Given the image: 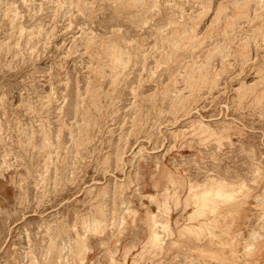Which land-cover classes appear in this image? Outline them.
<instances>
[{
    "label": "rangeland",
    "instance_id": "374dc122",
    "mask_svg": "<svg viewBox=\"0 0 264 264\" xmlns=\"http://www.w3.org/2000/svg\"><path fill=\"white\" fill-rule=\"evenodd\" d=\"M243 3L0 0V264H264V6Z\"/></svg>",
    "mask_w": 264,
    "mask_h": 264
},
{
    "label": "bare ground",
    "instance_id": "6f19581e",
    "mask_svg": "<svg viewBox=\"0 0 264 264\" xmlns=\"http://www.w3.org/2000/svg\"><path fill=\"white\" fill-rule=\"evenodd\" d=\"M250 0H244V6L242 7H240V9L242 10L243 8H245V7H247V5H248V2H249ZM253 1V0H252ZM254 1H256V0H254ZM259 2H260V6H259V8H261L262 6H264V0H258ZM235 5H237V6H239V3L236 1L235 2ZM236 7V6H235ZM239 8V7H238ZM237 9V8H236ZM262 9V8H261ZM209 10V9H208ZM241 10H239V11H241ZM257 10H260V9H257ZM243 11V10H242ZM207 13V8H205L204 6H202V13L199 15V19H201L205 14ZM242 14V13H241ZM244 15V14H243ZM198 19V20H199ZM253 20V19H252ZM200 21V20H199ZM200 23V22H199ZM197 27H198V21H197V23H196V25L195 26H192L189 30H184L183 29V31H181L182 29L181 28H179L178 27V29H174L175 31H174V34L176 33H179V32H181V33H179L180 34V36L183 38V41H184V39L185 38H188V39H191V40H194L195 41V39H196V29H197ZM259 27V26H258ZM263 28V27H262ZM257 29V28H256ZM262 30H264V29H262ZM261 31V30H260ZM179 34H178V37H179ZM191 35H194V36H191ZM192 37V38H191ZM197 37H199L198 35H197ZM187 39V40H188ZM181 41H182V39H180ZM189 42V41H188ZM201 44H202V42H201ZM186 45H187V43H186ZM179 46V45H178ZM191 48H192V46H191ZM216 48V47H215ZM167 49V48H166ZM117 51H118V49H117ZM121 54V53H120ZM212 54H213V52H212ZM210 56V55H209ZM208 56V57H209ZM212 56V55H211ZM114 57H115V62L116 63H118V64H121V62H122V58L120 57V55H119V51L118 52H116V50H115V54H114ZM209 59V58H208ZM113 61H114V59H113ZM196 61V60H195ZM194 61V63H193V66L195 65L196 66V64H198L197 62H195ZM124 62V61H123ZM193 62V61H192ZM125 63V62H124ZM128 64V63H127ZM192 64V63H191ZM191 64H189L188 66H190ZM125 65V64H124ZM201 65V64H200ZM200 65H197V68H202V66L200 67ZM123 66V64L121 65V67ZM187 66V67H188ZM193 66H191L192 68H190V67H188V68H190V70L191 69H193ZM190 70H188L189 71V73H190ZM194 70V69H193ZM123 71V70H122ZM192 71V70H191ZM199 71V70H198ZM187 73V72H186ZM194 73V72H193ZM263 74V73H262ZM187 75V74H186ZM194 76V75H193ZM204 76V75H203ZM187 77V76H186ZM186 77H184L183 76V79L184 78H186ZM190 78H192V74H190V76H189ZM201 78V77H200ZM204 78V77H203ZM261 80H260V82L258 83L257 82V84L256 85H252V88L250 87V86H248L249 88H247V84H243V85H241L242 87L240 88L241 89V91L244 89V88H247L246 90H254L255 88H257V86L260 84V83H264V75H261ZM193 79V78H192ZM196 79V78H195ZM199 80V79H198ZM186 81V80H185ZM188 81V80H187ZM186 81V82H187ZM193 81V80H192ZM190 83H191V81H189ZM195 82H196V80H195ZM203 82V81H202ZM189 83V84H190ZM197 83V82H196ZM188 84V83H187ZM192 84V83H191ZM194 84V83H193ZM199 84H201L200 82H199ZM203 85V84H202ZM213 85V84H212ZM188 86V85H187ZM191 87H193V85L191 86ZM238 91H240L239 89H237ZM244 91V90H243ZM247 93V92H246ZM260 94V95H259ZM257 93V95H259V96H257V97H259L261 100L262 99H264V91L262 92L261 91V93ZM242 95H244V94H242ZM241 95V96H242ZM243 97V96H242ZM258 100V99H257ZM260 100V101H261ZM176 105H177V102H176ZM192 113V112H191ZM143 148L139 151V153L138 154H140V153H142L143 152ZM137 154V155H138ZM123 162V161H122ZM213 180V179H212ZM212 183V184H211ZM210 184V186H212V188L211 189H213V190H218V192H220V191H228L229 190V188L231 187L228 183H226V182H224V181H218V180H216V181H212V182H210V183H205V184H202V185H197V186H191V188L192 189H195V190H199V189H205V188H207L208 187V185ZM214 184V185H213ZM216 184V185H215ZM124 186H125V183H124ZM123 186V187H124ZM207 186V187H206ZM234 186V185H233ZM120 187V186H119ZM236 187H238V186H236ZM116 191V190H115ZM244 191H246V190H244ZM201 193V192H200ZM106 195V194H105ZM205 195V194H204ZM244 195H247L246 193L244 194ZM208 196H210V194H208ZM212 196V195H211ZM215 196H217V197H220V194H216ZM218 206V205H217ZM206 209L209 207L210 208V206H204ZM213 207V206H212ZM199 210V209H198ZM209 210V209H208ZM211 211H210V213L212 212V213H215L216 212V210H217V208H211L210 209ZM205 211V210H204ZM193 213V212H192ZM163 213L161 212V211H158L157 213H154V214H152V216H151V222H152V236L150 237V239L151 240H157V241H161L162 240V236L161 235H163V234H160V232H159V230H158V228H159V226H162V225H167L168 226V220H166V219H164L163 218ZM218 217V216H217ZM216 217V218H217ZM207 218V217H206ZM209 218V217H208ZM211 218V217H210ZM216 218H214V219H216ZM189 219V218H188ZM188 219L187 220H185L186 221V223H185V225L184 226H182V229L183 230H185V229H190V228H194V227H191L192 225V222L194 221V219H192L193 221L191 222V224H189L188 223ZM191 219V218H190ZM189 219V220H190ZM231 219V218H230ZM227 220V219H226ZM217 221V220H216ZM216 221L215 220H213V219H207V221L205 222L208 226L209 225H211L213 222H214V224L216 223ZM232 221V220H231ZM219 222V221H218ZM229 223H232V222H228V225H229ZM225 224H226V222H225ZM227 225V224H226ZM194 226V225H193ZM200 228H203L202 226L200 227ZM181 230V229H180ZM188 231V230H187ZM205 234V233H204ZM206 234H207V232H206ZM165 235V234H164ZM167 235H168V233H167ZM167 235H165V238L167 237ZM252 237H255L256 236V232H253V234L251 235ZM255 239V238H254ZM165 241L166 240H164V243H165ZM249 244V243H248ZM220 253H222V255H224L223 254V252H220ZM225 256V255H224ZM223 256V257H224ZM210 257V256H209ZM220 257H222V256H220ZM220 257H219V259H220ZM213 259V258H212ZM225 259V258H224ZM222 262H224V261H222Z\"/></svg>",
    "mask_w": 264,
    "mask_h": 264
}]
</instances>
